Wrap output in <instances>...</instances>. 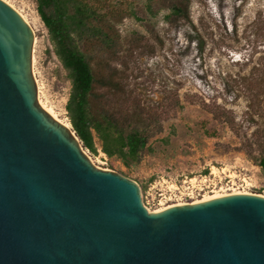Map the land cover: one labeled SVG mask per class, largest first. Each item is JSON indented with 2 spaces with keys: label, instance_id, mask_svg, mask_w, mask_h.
<instances>
[{
  "label": "water",
  "instance_id": "obj_1",
  "mask_svg": "<svg viewBox=\"0 0 264 264\" xmlns=\"http://www.w3.org/2000/svg\"><path fill=\"white\" fill-rule=\"evenodd\" d=\"M34 33L0 0V264H264V197L149 211L38 102Z\"/></svg>",
  "mask_w": 264,
  "mask_h": 264
},
{
  "label": "rangeland",
  "instance_id": "obj_2",
  "mask_svg": "<svg viewBox=\"0 0 264 264\" xmlns=\"http://www.w3.org/2000/svg\"><path fill=\"white\" fill-rule=\"evenodd\" d=\"M6 1L34 31L33 67L41 101L66 118L70 85L35 0ZM188 1L190 22L173 23L164 19L170 0H159L163 7L153 17L152 1L150 7L148 0L114 3L109 21L119 35L121 52L110 68L120 71L132 96L150 111L161 99L172 103L175 94L180 108L162 123V132L148 142L137 164L125 167L105 156L99 144L95 154L83 148L96 168L136 182L150 211L158 194L185 186L192 178L203 191L162 205L188 204L231 188L264 196V178L256 165L264 136V98L248 90L252 67L264 68V0ZM243 78L248 79L245 86Z\"/></svg>",
  "mask_w": 264,
  "mask_h": 264
},
{
  "label": "trees",
  "instance_id": "obj_3",
  "mask_svg": "<svg viewBox=\"0 0 264 264\" xmlns=\"http://www.w3.org/2000/svg\"><path fill=\"white\" fill-rule=\"evenodd\" d=\"M151 1L153 17L163 6H158L159 0H148L149 7ZM35 2L53 53L70 85L64 109L72 131L90 153H97L99 144L105 156L117 158L125 167L137 164L148 142L162 132V123L180 108V102L175 94L172 103L161 99L150 111L137 96H132V90L119 77L120 71L110 68L121 46L109 15H114V3L120 0ZM188 7V0H170L165 21L190 22ZM250 77V94L264 98V68L254 65ZM247 80L243 78L241 86ZM258 149L256 165L264 178V136Z\"/></svg>",
  "mask_w": 264,
  "mask_h": 264
},
{
  "label": "bare ground",
  "instance_id": "obj_4",
  "mask_svg": "<svg viewBox=\"0 0 264 264\" xmlns=\"http://www.w3.org/2000/svg\"><path fill=\"white\" fill-rule=\"evenodd\" d=\"M2 1H4L5 3H7L8 5H10L12 8H14L8 1H6V0H2ZM15 9V8H14ZM16 10V9H15ZM17 12H18V14L22 17V19L26 22V24H28L29 26H30V28L32 29V27H31V25H30V23L22 16V14L18 11V10H16ZM32 31H33V29H32ZM33 33H34V31H33ZM33 43H34V39H33ZM32 47H33V45H32ZM32 50H33V48H32ZM34 59H35V56H34V54L32 53V58H31V68H32V75H33V77H34V80H35V82H36V85H37V87H38V102H39V105H40V107L47 113V114H49L57 123H59V124H61L62 126H64V127H66V128H69L70 129V124H69V122H68V119H66V118H60L53 110H52V108H50V107H48V106H46L44 103H43V101H41V99H40V89H39V85H38V82H37V80H36V78H35V73H34V67H33V64H34ZM91 161V160H90ZM213 172V171H212ZM192 180H194L193 178L191 179V181ZM231 190L232 191H230L229 193H218V192H213V194H211V195H204L203 196V198L202 199H200V200H195L194 202H192V203H188V204H196V203H201V202H206V201H209V200H213V199H216V198H221V197H225V196H229V195H238V194H248L247 192H245V191H236L235 189H232L231 188ZM262 197H264V196H262ZM181 205H185V203H176L175 205H169V206H163V207H160L159 209H156L155 211H151V212H160V211H163V210H165V209H167V208H170V207H172V206H181Z\"/></svg>",
  "mask_w": 264,
  "mask_h": 264
},
{
  "label": "built area",
  "instance_id": "obj_5",
  "mask_svg": "<svg viewBox=\"0 0 264 264\" xmlns=\"http://www.w3.org/2000/svg\"><path fill=\"white\" fill-rule=\"evenodd\" d=\"M212 174V172H211ZM185 183V181H184ZM212 187H215L216 184H212ZM204 189L200 187L199 184L195 185L192 183L191 179L187 182V185L185 186H178L175 185V188L168 189L164 193L158 194V199H154L153 201V207L154 209L152 211H155L156 209H159L162 207L163 204H167V202H176V201H182L186 199L192 198L195 194H199L200 191H203ZM221 190V188H220ZM146 207V206H145ZM149 210V209H148ZM150 211V210H149Z\"/></svg>",
  "mask_w": 264,
  "mask_h": 264
}]
</instances>
